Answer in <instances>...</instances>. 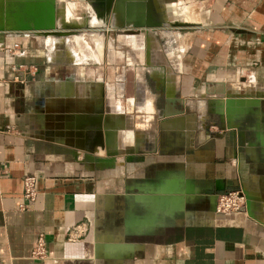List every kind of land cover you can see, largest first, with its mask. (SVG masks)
<instances>
[{"label":"crops","instance_id":"0c3cea01","mask_svg":"<svg viewBox=\"0 0 264 264\" xmlns=\"http://www.w3.org/2000/svg\"><path fill=\"white\" fill-rule=\"evenodd\" d=\"M24 1L89 29L0 27V264H264V0Z\"/></svg>","mask_w":264,"mask_h":264},{"label":"rangeland","instance_id":"374dc122","mask_svg":"<svg viewBox=\"0 0 264 264\" xmlns=\"http://www.w3.org/2000/svg\"><path fill=\"white\" fill-rule=\"evenodd\" d=\"M55 4H57V2ZM43 8H45V6L38 7L37 5L33 4L32 1H30V2L24 1V3L21 6V8L20 9L17 8V11L15 13V19H16L15 22L16 23H6V24L2 23L0 25V27L8 29V28H12V26L14 25L15 27L13 26V28H20L18 30L37 31V32L38 31L41 32L42 30H45V31L46 30H55V31H62L63 30L62 32H59V33L46 32V34L48 33V34H54V35L62 34V33H77V32H80L81 30L89 29L88 26H83V25H81V26H67V27H63V26L51 27L54 24L59 23V22L55 23V21L53 22V20L49 16H46L47 14L45 13ZM46 12H47V10H46ZM18 15H19V19H18ZM42 15H44L46 17L42 18ZM48 20H50V21H48ZM20 22L23 25L20 24ZM62 23H65V22H62ZM36 26H46V27L45 28H38V29H30V30L29 29H21V28H34ZM128 27L129 26H127V25L112 26V29L113 30L114 29L117 30L118 28H128ZM112 38H113V43H115L116 42L115 34L112 35ZM155 38L160 43V39L158 38V36L155 37ZM118 39H120V38H118ZM61 40H64V38H61ZM117 41H118L117 44L120 46L119 47V52H120L119 58H120V61H124V62L128 61V59H125L126 56H125L123 51H125L126 48L130 47L131 44L129 42L124 41L123 39L122 40H117ZM161 43L162 44H166V43H163V42H161Z\"/></svg>","mask_w":264,"mask_h":264},{"label":"built area","instance_id":"2783aa9c","mask_svg":"<svg viewBox=\"0 0 264 264\" xmlns=\"http://www.w3.org/2000/svg\"><path fill=\"white\" fill-rule=\"evenodd\" d=\"M22 186L23 197L30 201L34 200L38 192L35 186L34 175L24 174L22 177ZM244 205L245 200L242 191L238 187H229L214 195L212 211L214 213L237 211L244 208ZM45 254V239L42 233H38L31 247L30 255L32 257L42 258Z\"/></svg>","mask_w":264,"mask_h":264},{"label":"water","instance_id":"95a60500","mask_svg":"<svg viewBox=\"0 0 264 264\" xmlns=\"http://www.w3.org/2000/svg\"><path fill=\"white\" fill-rule=\"evenodd\" d=\"M150 23H140V22H133L130 24L131 27H139L141 25H149ZM158 23H154V25H157ZM173 24H177L176 22H174ZM38 28H45V27H34L33 29H38ZM129 28V27H128ZM21 29H26V28H21ZM131 30H133L132 28H130ZM63 31V30H62ZM62 31H55V30H42V32H53V33H59V32H62ZM211 209H212V206H211Z\"/></svg>","mask_w":264,"mask_h":264},{"label":"bare ground","instance_id":"6f19581e","mask_svg":"<svg viewBox=\"0 0 264 264\" xmlns=\"http://www.w3.org/2000/svg\"><path fill=\"white\" fill-rule=\"evenodd\" d=\"M1 6V5H0ZM32 6V5H31ZM40 7V6H39ZM49 8V7H48ZM31 9V8H30ZM52 11V10H51ZM50 13V12H49ZM19 21V20H18ZM48 21H50V20H48ZM59 23H56V21H55V23L56 24H54L53 26H51V27H57V26H63V27H67V26H75V25H71V24H66V23H62V21H58ZM2 23H0V25H1ZM20 24H22L21 22H20ZM14 26V25H13ZM13 26H12V28H13ZM20 26V25H19ZM15 27V26H14ZM38 27H46V26H38ZM26 29H33V28H26ZM66 34H70V33H62V34H57V35H66Z\"/></svg>","mask_w":264,"mask_h":264}]
</instances>
